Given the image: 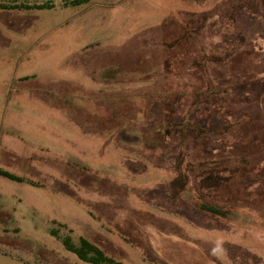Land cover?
<instances>
[{
  "label": "rangeland",
  "instance_id": "1",
  "mask_svg": "<svg viewBox=\"0 0 264 264\" xmlns=\"http://www.w3.org/2000/svg\"><path fill=\"white\" fill-rule=\"evenodd\" d=\"M64 239L264 264V0H0V252Z\"/></svg>",
  "mask_w": 264,
  "mask_h": 264
},
{
  "label": "trees",
  "instance_id": "2",
  "mask_svg": "<svg viewBox=\"0 0 264 264\" xmlns=\"http://www.w3.org/2000/svg\"><path fill=\"white\" fill-rule=\"evenodd\" d=\"M207 209L217 211L216 208H211V206L207 207ZM62 241L68 250L76 253L79 258L92 264H103L104 260H107L97 248L84 240H81L78 247L73 246L70 242H68V239H64Z\"/></svg>",
  "mask_w": 264,
  "mask_h": 264
},
{
  "label": "water",
  "instance_id": "3",
  "mask_svg": "<svg viewBox=\"0 0 264 264\" xmlns=\"http://www.w3.org/2000/svg\"><path fill=\"white\" fill-rule=\"evenodd\" d=\"M0 264H29V263L0 252Z\"/></svg>",
  "mask_w": 264,
  "mask_h": 264
}]
</instances>
